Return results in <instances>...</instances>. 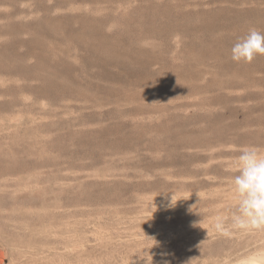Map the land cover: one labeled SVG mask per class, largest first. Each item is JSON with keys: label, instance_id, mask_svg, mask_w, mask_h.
<instances>
[{"label": "rangeland", "instance_id": "374dc122", "mask_svg": "<svg viewBox=\"0 0 264 264\" xmlns=\"http://www.w3.org/2000/svg\"><path fill=\"white\" fill-rule=\"evenodd\" d=\"M250 29L264 0H0V247L58 226L45 264L252 251L264 227H213L240 150L264 153V55L230 56Z\"/></svg>", "mask_w": 264, "mask_h": 264}, {"label": "clouds", "instance_id": "9594fccd", "mask_svg": "<svg viewBox=\"0 0 264 264\" xmlns=\"http://www.w3.org/2000/svg\"><path fill=\"white\" fill-rule=\"evenodd\" d=\"M257 55H264V32L256 29H250L230 50L231 60L236 63H251ZM227 170L238 173L231 179L236 211L230 217V224L226 223L227 217L218 215L213 227L222 234H227L229 229L264 227V153L254 146L243 147L235 167ZM174 197L173 193L170 200L173 206L177 202H174ZM142 258H145L146 264L147 257ZM164 264L168 262L164 261Z\"/></svg>", "mask_w": 264, "mask_h": 264}, {"label": "bare ground", "instance_id": "6f19581e", "mask_svg": "<svg viewBox=\"0 0 264 264\" xmlns=\"http://www.w3.org/2000/svg\"><path fill=\"white\" fill-rule=\"evenodd\" d=\"M8 227L9 228L11 227L13 230L17 228H19V230H21L22 228L26 229L25 226H8ZM39 228L40 229L37 231V233L42 235L44 239L47 235L50 234L54 236V240L51 243L52 245L48 246L45 240L44 242H40L41 243L40 246H34L31 244L18 245L15 243L13 245L12 243L8 244L7 242H2L0 247V264H26L28 261L30 260L34 261L36 259L37 260L39 259L38 264H45V257L47 256V250L51 251V249H55L57 251V249L60 248L59 243L61 242L59 240V237L62 227L42 226ZM256 244H257L256 247L252 251H249L248 253L237 257L235 260L228 261V264H264V234H262L261 238L258 240V243Z\"/></svg>", "mask_w": 264, "mask_h": 264}]
</instances>
